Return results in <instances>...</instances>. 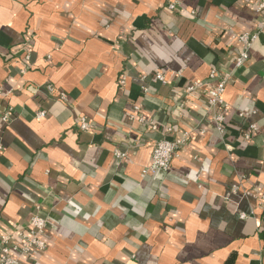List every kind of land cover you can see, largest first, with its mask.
Returning <instances> with one entry per match:
<instances>
[{
    "label": "crops",
    "instance_id": "0c3cea01",
    "mask_svg": "<svg viewBox=\"0 0 264 264\" xmlns=\"http://www.w3.org/2000/svg\"><path fill=\"white\" fill-rule=\"evenodd\" d=\"M261 1L0 0V234L46 221V249L22 264H264V28L225 87L222 135L181 92L232 70V34L258 30ZM138 103L192 132L170 171L142 174L166 134L130 119Z\"/></svg>",
    "mask_w": 264,
    "mask_h": 264
},
{
    "label": "built area",
    "instance_id": "2783aa9c",
    "mask_svg": "<svg viewBox=\"0 0 264 264\" xmlns=\"http://www.w3.org/2000/svg\"><path fill=\"white\" fill-rule=\"evenodd\" d=\"M167 9L170 11L176 10L174 2H170L167 5ZM256 11L260 16V23L258 24V30L253 33L244 34H232L233 39L240 45V50L233 58L232 70L228 72H220L215 68H211L208 75V82L193 81L186 84L182 89V95L188 96L197 95L206 105V121L210 124L218 135H222L225 129L227 120L231 117L232 107L229 106L223 98L225 87L232 78L233 71L241 68L249 59V52L253 44L258 40L260 32L264 28V0L257 5ZM29 57L25 56V63H27ZM28 64L23 65L21 73L23 74L27 70ZM180 75V73H179ZM154 79L162 85H167L170 82L164 73L156 71L153 75ZM143 81V77L140 79ZM125 84V79L122 78L120 85ZM52 92V89H49ZM146 89H143V93L146 94ZM59 99L65 101L63 95H60ZM185 104L180 103L179 109H183ZM11 110L9 109L0 118V131L1 126L9 124ZM46 116V113L41 111L36 114L37 119H42ZM239 117H244L243 113H238ZM130 119L136 121L140 126H144L151 132H160L166 134V137L159 139L152 147L150 163L142 170L143 175H151L159 171H170L171 162L177 158L180 150L188 143L192 132L178 131V129L172 126L161 127L157 125L152 119L142 116L141 104H135L132 107ZM76 127L80 131L87 132L91 128V124L86 121L85 118L78 119ZM259 132V128L256 124L248 125L246 131L242 133V137L245 141H251L253 135ZM204 133V129L200 131V134ZM264 146V141H263ZM2 147L0 146V153ZM114 158L118 161L124 162L126 154L119 150H114ZM240 192V187L233 185L230 188V194L236 195ZM264 207V193L259 198V205ZM240 219H245V215L240 214ZM46 221L36 214H31L29 223L20 229L7 228L0 234V264H22L23 257L28 256L34 251L42 252L46 249L43 236L45 234Z\"/></svg>",
    "mask_w": 264,
    "mask_h": 264
}]
</instances>
